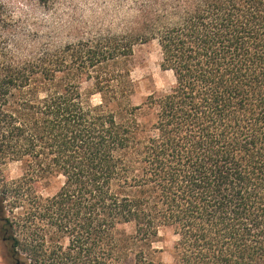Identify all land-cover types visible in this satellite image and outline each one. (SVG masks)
Listing matches in <instances>:
<instances>
[{
    "label": "trees",
    "instance_id": "obj_1",
    "mask_svg": "<svg viewBox=\"0 0 264 264\" xmlns=\"http://www.w3.org/2000/svg\"><path fill=\"white\" fill-rule=\"evenodd\" d=\"M153 41L172 80L134 103ZM0 159L24 166L0 188L11 258L161 264L165 227L173 264H264V0H134L121 33L1 77Z\"/></svg>",
    "mask_w": 264,
    "mask_h": 264
},
{
    "label": "rangeland",
    "instance_id": "obj_2",
    "mask_svg": "<svg viewBox=\"0 0 264 264\" xmlns=\"http://www.w3.org/2000/svg\"><path fill=\"white\" fill-rule=\"evenodd\" d=\"M134 0H32L36 4L35 19L28 25L29 34L21 39L23 55L17 59L19 49L5 33L9 29L0 21V78L29 71L54 49L94 39L107 34L121 33L130 24ZM161 56L156 42L138 44L128 60L130 77L135 84L134 103H140L151 91H164L172 80L171 73L160 67ZM33 68V67H32ZM31 68V70H32ZM43 94V93H40ZM98 94L93 101L98 103ZM24 166L20 161L0 159V188L3 183L22 176ZM59 178L48 177L41 181L39 191L45 195L57 191ZM17 201H2L6 216H16ZM175 236L168 228L159 231L155 246L159 249L161 264H173ZM11 258L8 242L0 240V264H35L25 253Z\"/></svg>",
    "mask_w": 264,
    "mask_h": 264
},
{
    "label": "clouds",
    "instance_id": "obj_3",
    "mask_svg": "<svg viewBox=\"0 0 264 264\" xmlns=\"http://www.w3.org/2000/svg\"><path fill=\"white\" fill-rule=\"evenodd\" d=\"M35 7L32 0H0V21L9 25L5 35L19 49L18 60L24 52L21 39L29 34L28 25L35 19Z\"/></svg>",
    "mask_w": 264,
    "mask_h": 264
},
{
    "label": "flooded vegetation",
    "instance_id": "obj_4",
    "mask_svg": "<svg viewBox=\"0 0 264 264\" xmlns=\"http://www.w3.org/2000/svg\"><path fill=\"white\" fill-rule=\"evenodd\" d=\"M0 240L5 243V237H4V228H3V222L0 219ZM18 264V263H15Z\"/></svg>",
    "mask_w": 264,
    "mask_h": 264
}]
</instances>
